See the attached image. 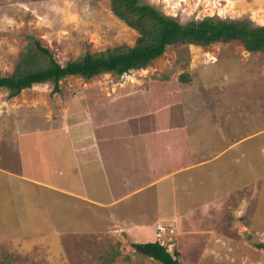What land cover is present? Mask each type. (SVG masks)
I'll return each instance as SVG.
<instances>
[{"label": "rangeland", "instance_id": "rangeland-1", "mask_svg": "<svg viewBox=\"0 0 264 264\" xmlns=\"http://www.w3.org/2000/svg\"><path fill=\"white\" fill-rule=\"evenodd\" d=\"M142 2L182 25L220 18L264 26V0ZM27 36L64 64L84 51L132 47L139 34L113 14L109 0H0V75L14 71ZM184 76L188 81L180 79ZM60 86L62 94L52 93L51 84H41L13 99L0 91V264H162L133 247L156 242L181 264H264L263 53L250 52L239 41L208 47L171 45L145 69L102 74L89 81L73 77ZM108 110L115 113L117 127L131 121L130 132L126 127L117 137L114 130L116 149L125 151L130 141L133 151L144 152L148 133L154 141L156 134L164 137L174 127L172 135L187 138L179 144L184 157L179 163L189 157V132L201 136L198 145L207 157L219 150L218 145L232 143L231 138H245L232 151L246 154L242 162L250 165V177L259 174L256 192L246 185L233 191L234 175L229 174L235 170L237 176L241 168L228 166L224 157L209 166L210 177L224 178L221 190L231 188V208L221 218L215 205L208 213V203L205 211L193 213L199 199L192 193L206 185L199 198H207L208 182L193 187L192 193H182L180 187L182 194L177 191L173 199L167 189L164 196L158 192V207L146 203L149 193L121 197L126 190L115 178L125 174V167L117 165L124 159L114 157V149L112 155L103 154L110 163L106 169L112 171V198L104 191L100 171L88 169L89 180L82 174L83 160L95 150L89 142L102 136L92 124L96 121L101 127L110 116ZM216 137H222L220 144ZM192 146L197 147L196 142ZM202 172L201 177L208 175V166ZM92 184L98 189L93 191ZM98 195L105 203L99 199L96 204ZM127 207V213H119L118 208ZM157 216L160 224L155 226L151 221Z\"/></svg>", "mask_w": 264, "mask_h": 264}, {"label": "trees", "instance_id": "trees-1", "mask_svg": "<svg viewBox=\"0 0 264 264\" xmlns=\"http://www.w3.org/2000/svg\"><path fill=\"white\" fill-rule=\"evenodd\" d=\"M109 1L113 14L139 34L134 46L122 45L93 53L84 51L80 57L61 64L39 40L27 36V44L20 53L14 71L0 75V91L13 99L36 85L51 84L54 87L52 93L62 94L60 84L68 78L89 81L102 74L123 75L145 69L153 60L164 55L171 45L208 47L215 43L239 41L248 51L264 54V26L220 18H206L182 25L142 0ZM180 79L188 81L185 76ZM133 247L162 264H181L159 242L133 243Z\"/></svg>", "mask_w": 264, "mask_h": 264}, {"label": "crops", "instance_id": "crops-1", "mask_svg": "<svg viewBox=\"0 0 264 264\" xmlns=\"http://www.w3.org/2000/svg\"><path fill=\"white\" fill-rule=\"evenodd\" d=\"M112 107V106H111ZM108 114H110V116H107L104 120V124L97 128L95 123H93L92 125L94 126V130H98V131H102V136H98V137H94L96 140L89 142V144H93L95 146V150H93L94 152L89 156L86 157L83 160V165L85 167V169H81L82 174H86L84 177L87 178V176H89L91 173L88 171L89 170H97L100 171V173L103 175V183H105V188L104 191L105 193H107L108 195H112L113 193V188H112V182L113 179L110 177L112 174V171L109 169H106L108 167V164L110 165V163L108 161H106V157L103 154H111L112 150L115 149L114 152V157H120L121 159H124V163L119 162L117 165L119 168H124L125 167V174L124 173H117L116 176V181L119 183V185H121L122 187H125L126 192L121 196H125L126 197H136L138 195H143L146 193L152 194L151 197H149L148 195H146V197H148V201H146V203L148 202H152L153 205L157 206L159 204V200H157V198L159 197L157 195L156 197V193H162L163 192V196H164V192L165 189H167L169 196L172 197V199L175 197L176 192L179 191L180 194L184 192H188L190 190H192L193 187H200L202 186V184L204 185L205 183L208 182V197H202L201 200L199 198V191L206 189V185H204V187H201V189H199L198 193L195 192L192 193L193 195L198 196L199 202L196 201L194 205V207L198 208V210L193 211V213L195 212H202L205 211V209L207 208V203H208V213H211V207L213 205H215V208H217L216 212L221 213L219 218H221V216L224 215V213L226 211H228L231 207H228V200H229V196H230V189L225 190V192L223 190H221L222 188V181H224V178H222V180H219V174H217L216 177H210L211 173H210V169L209 166L210 165H214L217 162H219L221 159H223L224 157H227V164L228 166H235L234 164H237V168L240 167V170H237L238 175L236 176V171L234 170L233 172H230L229 176H233L231 179H233V191L236 190H242L245 185L248 188L253 189V192H256V187H257V182L259 180V174H255V177H250L249 176V166L248 164H244L242 161L244 159V156L246 155L245 153H242V151H232L235 150V148L240 144L244 139L241 140H234V138L232 139V143L227 144V146H225V148H221L220 145H218L219 150H217V152L212 153L211 155L204 156V152L203 148H200L198 145V141L201 140V136H197L195 133L196 131H194L193 133L189 132L187 133L188 135V140L191 143V148L189 149V157L182 160L180 163L178 159L180 158H184L183 156H181L180 154H182L180 151V145L179 144H184V142L187 140V138H183V140L181 138H179V136L176 137V135H172V133L175 131L174 127H168L169 129L167 130V133H165V135H163L164 137H160L159 134H156V136H154V141L153 139H148L149 138V133L146 135L147 136V140L146 144H145V148H144V152L143 150H141V152H135L133 151V147L130 145V141L127 142L126 146H125V151H122L119 149V147L116 149V147L118 146V142H116V136L114 133V130L116 131L117 137L119 134H122L123 129L126 131V127L128 123H131V121H123V123L121 122L119 125V127L116 126V119L114 120V116L115 113L112 112V110H108ZM106 114V113H105ZM106 114V115H108ZM105 115V116H106ZM94 118V117H93ZM68 119V118H67ZM206 120V119H205ZM90 124V123H89ZM91 125V124H90ZM115 129H114V127ZM112 127L109 131L107 130L108 128ZM132 128V125L130 126ZM136 127V126H135ZM205 134L208 137V149L211 148V145L209 143V135L208 134V130L205 129ZM128 131L130 132L131 129H129L128 127ZM128 132V133H129ZM158 133V132H157ZM135 137L137 136V134L135 133ZM83 135V133L80 134V136ZM144 137H142V140L145 138V135H142ZM171 136V137H170ZM247 138V137H246ZM90 140L92 138H89ZM160 139H162L160 141ZM89 140V141H90ZM222 141V137H220V139L218 137L215 138V141ZM157 141H160L157 142ZM218 141V142H219ZM196 142V146H192V143ZM217 144H220L218 143ZM178 144L177 146L175 144ZM80 144V143H79ZM120 148L122 149L123 143L120 142ZM127 150V151H126ZM179 150V151H178ZM186 151V150H185ZM127 155V156H126ZM248 155V154H247ZM207 157V158H206ZM247 157V156H246ZM240 159H241V163H240ZM109 160V158H108ZM225 161V162H226ZM103 162V163H102ZM108 162V163H107ZM225 162H221V170L224 169V163ZM232 163V164H231ZM252 164V163H251ZM223 165V166H222ZM87 166V168H86ZM208 166V175H206L205 177H201V175H203V172L201 173V170H204L205 167ZM24 167V165H23ZM225 167V166H224ZM235 168V167H234ZM23 168H21L22 170ZM20 170V171H21ZM219 169H216V171L218 172ZM230 170H233L230 168ZM94 173V172H93ZM241 173L243 175H241ZM22 175V174H21ZM146 175V177H144ZM241 175V176H240ZM245 177L247 178H244ZM253 175V174H252ZM251 175V176H252ZM96 178V177H95ZM89 180V178H87ZM94 180V179H93ZM171 180V182L165 186V183ZM240 180V183H238V181ZM101 181V180H100ZM134 181L138 182V185H134ZM206 181V182H205ZM247 181V183L245 182ZM30 182V181H29ZM31 183V182H30ZM163 183V184H162ZM31 184H35V185H40L43 188H47L52 190L53 186L52 185H44L41 183H31ZM162 184V185H161ZM93 185V184H92ZM212 185V186H211ZM210 186V187H209ZM182 188V193L181 190L179 188ZM62 190L67 194L68 190L66 188L61 187ZM154 189L155 192L150 193L151 189ZM203 188V189H202ZM95 189H98L97 186L93 185L92 190L94 191ZM189 192V193H190ZM232 194V193H231ZM245 195V194H244ZM243 195V197H244ZM93 197V196H92ZM98 197L96 204L98 202V200L100 199V202L105 203L104 202V196H95ZM112 198L115 197L114 195L111 196ZM153 197H155L156 199H152ZM102 198V200H101ZM159 199V198H158ZM208 199V202H207ZM206 200V202H204ZM118 200H111L110 202L107 203V205H105V207H109L113 206L115 203H117ZM243 200H240L241 204ZM158 207V206H157ZM119 210H121L119 213H127V210H129V208H118ZM118 210V211H119ZM134 215V212H132ZM125 214V213H124ZM130 214V213H129ZM234 221L235 218H238V213L237 211H234ZM218 218V219H219ZM157 217H153L152 221H156L155 222V226L157 224H160V221L157 220ZM237 222L235 221L234 226H236ZM134 227L138 228V225H134Z\"/></svg>", "mask_w": 264, "mask_h": 264}, {"label": "built area", "instance_id": "built-area-1", "mask_svg": "<svg viewBox=\"0 0 264 264\" xmlns=\"http://www.w3.org/2000/svg\"><path fill=\"white\" fill-rule=\"evenodd\" d=\"M165 230L163 229V231H160L161 233H163ZM171 233H173V231H171Z\"/></svg>", "mask_w": 264, "mask_h": 264}]
</instances>
